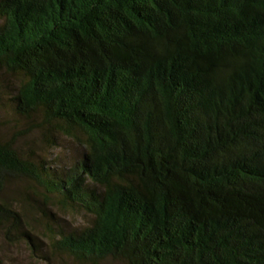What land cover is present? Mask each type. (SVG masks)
Returning <instances> with one entry per match:
<instances>
[{
  "label": "trees",
  "instance_id": "trees-1",
  "mask_svg": "<svg viewBox=\"0 0 264 264\" xmlns=\"http://www.w3.org/2000/svg\"><path fill=\"white\" fill-rule=\"evenodd\" d=\"M33 216L63 264H264V0H0V236Z\"/></svg>",
  "mask_w": 264,
  "mask_h": 264
},
{
  "label": "rangeland",
  "instance_id": "rangeland-1",
  "mask_svg": "<svg viewBox=\"0 0 264 264\" xmlns=\"http://www.w3.org/2000/svg\"><path fill=\"white\" fill-rule=\"evenodd\" d=\"M10 115L3 114L2 120L8 124L4 126L3 130L7 133V136L12 138L13 132L17 131V128H22V125H16L11 119ZM32 136V137H31ZM31 136H27L22 140L23 145L38 144L37 146L44 147L42 144V138L40 134L35 133ZM62 145H59L52 154L54 156L61 155L70 157L73 155L76 146L68 140L60 139ZM41 145V146H39ZM25 187H20L21 192H24ZM52 213H55L59 218L64 220L65 227H83L87 225L88 216L83 212H70L62 213L56 209H52ZM36 216V215H35ZM35 216L32 217V227L30 230L33 234L40 237L37 244L41 243V249L39 251L32 250L24 239L14 238L13 240H7L3 236H0V264H63L65 257L51 254V248L48 246V241L42 238L41 226L39 225V219ZM36 219V221H35ZM27 228V227H26ZM43 245V246H42ZM103 264H121L119 262L107 261Z\"/></svg>",
  "mask_w": 264,
  "mask_h": 264
}]
</instances>
